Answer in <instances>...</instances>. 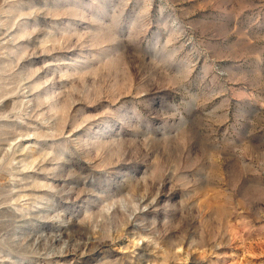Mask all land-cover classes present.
I'll use <instances>...</instances> for the list:
<instances>
[{"label":"rangeland","instance_id":"374dc122","mask_svg":"<svg viewBox=\"0 0 264 264\" xmlns=\"http://www.w3.org/2000/svg\"><path fill=\"white\" fill-rule=\"evenodd\" d=\"M0 264H264V0H0Z\"/></svg>","mask_w":264,"mask_h":264},{"label":"bare ground","instance_id":"6f19581e","mask_svg":"<svg viewBox=\"0 0 264 264\" xmlns=\"http://www.w3.org/2000/svg\"><path fill=\"white\" fill-rule=\"evenodd\" d=\"M84 246H85V245H84ZM86 246H87V245H86ZM78 249H79V248L77 247V250H78ZM80 249H81V248H80ZM83 249H84V248H83ZM83 249H82V250H83ZM85 249H86V248H85ZM87 251H88V250H87ZM81 252H83V251H81Z\"/></svg>","mask_w":264,"mask_h":264}]
</instances>
